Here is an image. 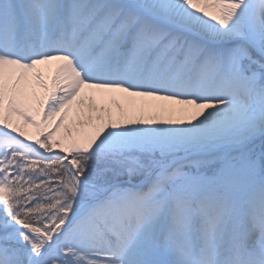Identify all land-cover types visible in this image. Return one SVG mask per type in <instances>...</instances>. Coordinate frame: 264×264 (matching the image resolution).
<instances>
[{"label":"snow or ice","instance_id":"6c2138e0","mask_svg":"<svg viewBox=\"0 0 264 264\" xmlns=\"http://www.w3.org/2000/svg\"><path fill=\"white\" fill-rule=\"evenodd\" d=\"M0 264H264V0H0Z\"/></svg>","mask_w":264,"mask_h":264},{"label":"bare ground","instance_id":"6f19581e","mask_svg":"<svg viewBox=\"0 0 264 264\" xmlns=\"http://www.w3.org/2000/svg\"><path fill=\"white\" fill-rule=\"evenodd\" d=\"M113 100H118L121 105L123 106L125 112H127L130 115H144L147 116H154L157 118H165L169 116L170 114L168 112L160 110L162 106H166L168 102L166 101H158L153 100L151 98H139V97H133V98H127L124 99L119 94L112 98H107L105 100L106 106L110 107L115 114L117 112V109L115 107V104L113 103ZM179 115V113H177ZM80 119V117L77 114V111L75 107L69 111L67 119L65 120L64 126L61 127V130L59 133H57L58 137L64 136V127H71L73 130L75 129L77 125V121ZM26 131L29 134L35 135V129L31 128L29 126ZM54 151H58V149H55Z\"/></svg>","mask_w":264,"mask_h":264},{"label":"rangeland","instance_id":"374dc122","mask_svg":"<svg viewBox=\"0 0 264 264\" xmlns=\"http://www.w3.org/2000/svg\"><path fill=\"white\" fill-rule=\"evenodd\" d=\"M55 150V149H54Z\"/></svg>","mask_w":264,"mask_h":264}]
</instances>
